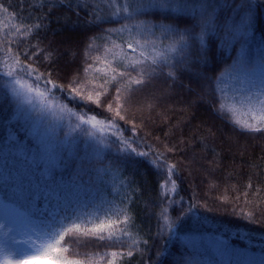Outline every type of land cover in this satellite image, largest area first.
Returning a JSON list of instances; mask_svg holds the SVG:
<instances>
[{
  "label": "trees",
  "instance_id": "1",
  "mask_svg": "<svg viewBox=\"0 0 264 264\" xmlns=\"http://www.w3.org/2000/svg\"><path fill=\"white\" fill-rule=\"evenodd\" d=\"M191 2L195 5L199 0ZM241 2L211 0L209 11L216 27L205 37L207 63L201 62L199 68L183 75L178 70L175 82L167 78L169 69L157 71L151 83L129 97L125 79L117 75L124 71L118 67L123 61L117 54L135 59L139 49L133 54L128 48V32L106 30L135 21L109 24L94 20V16H105L107 6L103 0H0V5L9 8L8 13L0 11V66L18 67L14 61L19 59L45 76L50 73L49 78L63 89H56L55 95L67 108L95 115L106 123L114 118L125 138L133 137L134 128L137 149L148 153L124 167L111 156L106 155L102 161L93 158L83 138L57 148L56 180L79 191L75 205L79 214L93 219L97 206L113 212L123 210L129 223L119 227L138 242L132 245L125 237L119 244L104 240L77 248L81 257L83 253L92 254L91 264H107L112 259L107 254L113 251L124 253L116 257L117 264H258L264 259V131L241 130L229 119L230 113L217 111V101L230 102L222 95L225 77L241 82L242 76L255 74L238 70L241 54L247 53L245 58L257 53L258 69L264 66V0H257L246 40H234L227 31L244 15L237 7ZM140 19L159 23L154 17ZM193 23L192 16L177 21L181 29L191 28ZM136 39L143 42L145 37ZM147 39L164 51L175 37L165 39L157 32ZM113 42L119 47L113 48ZM37 49L39 53L33 55ZM196 73L206 79L197 80ZM113 75L119 83L111 82ZM4 79L0 76V82ZM121 85L124 120L107 107L109 103L113 109L117 107L115 89ZM73 88L80 93L75 99L69 95ZM162 90L174 92L173 98L184 106L182 111L172 118L150 122L133 110L142 97ZM97 92L101 93L99 105L87 101L89 94L97 99ZM154 106L149 103L148 112ZM57 132L63 137V132ZM39 145L31 121L20 116L10 90L0 87V198L5 204L11 203L7 197L12 196L21 180L27 183L33 170L42 173L51 166L44 161L36 168L41 162L37 159L34 163L33 156ZM112 152H116V146ZM165 161L176 165L171 175L176 181L175 191L165 183L169 179L167 167L158 168ZM105 168L109 169L107 173ZM162 211L175 227L163 225ZM129 251L133 255L128 256ZM57 254L59 259L71 258L59 250Z\"/></svg>",
  "mask_w": 264,
  "mask_h": 264
},
{
  "label": "snow or ice",
  "instance_id": "2",
  "mask_svg": "<svg viewBox=\"0 0 264 264\" xmlns=\"http://www.w3.org/2000/svg\"><path fill=\"white\" fill-rule=\"evenodd\" d=\"M103 3L107 6L105 16H94V20L109 24L135 21L131 25L123 23L118 29L106 30L128 32L131 37V42H127L128 48L133 54H136L139 49L135 59L117 54L123 61L118 67L124 68V71L118 72L117 75L125 79L129 97L137 89L142 90L151 83L157 71L163 73L165 68L169 69L167 78L175 82L178 79V70L183 75L186 71L199 68L201 62L207 63L205 37L216 27V21L212 12L209 11L213 7L211 0H199V3L195 5L191 0H103ZM256 6H258L257 0H242L237 5L244 15L241 16L238 24L234 23L233 27L227 29L232 39H247L252 26L251 14ZM77 7L80 5L78 4ZM0 11L8 13L9 8L0 5ZM183 16L193 17L194 23L191 28L181 29L178 26L177 21ZM141 17H154L159 23L140 19ZM164 21H171V23H164ZM36 27L39 28L40 25ZM197 28L199 31H196ZM157 32L165 39L175 37L170 44L164 46V51L157 49L155 42L147 39V37L155 36ZM137 36L145 37V39L142 42L136 39ZM197 43L199 47H194ZM112 46L119 47L115 42ZM39 51L37 49L33 55H37ZM99 59L98 56L97 60ZM14 62L18 67H12L11 70L5 71L8 65L0 66V76L7 78L0 82V87L10 90L15 98L18 113L32 122L33 131L39 137L40 145L37 154L33 156V162L39 159L41 163H37L36 168L39 169L44 161L49 162L51 166L46 167L42 173L33 170L27 183L21 180L12 196L7 197L11 200L10 204H5L4 199L0 198V217H3L0 220L3 221L0 223V264H42L53 250L67 253L71 257L57 260L56 264H85L86 261L91 264L92 254L83 253L81 257L77 248L87 247L90 243L104 240L119 244L125 237L131 240L132 245L137 244L138 242L127 230L119 227L121 224L129 223L126 212L123 210L113 212L111 209L106 210L97 206V214L93 219L79 214L75 208L79 200V191L58 182L54 171V162L58 158L57 148L73 144L81 138L91 151L92 157L99 161L107 155L111 156L116 164L127 167L135 162V157H147V152L137 150V140L133 138L135 129L132 130L133 137L125 138L123 130L114 118L105 124L95 115L67 108L55 95L56 89L63 91L62 86L49 78L50 73L45 76L31 65L21 64L19 59H15ZM238 63V70L244 71L248 61L244 59ZM98 71L103 70L98 69ZM112 71L116 72V68H112ZM132 72H135L136 76H132ZM117 75L111 77V82L119 83ZM195 75L197 80L206 79L199 73ZM251 83L258 89V95L254 101L251 97H246L247 111L238 114L237 109H226L220 101H217L219 104L217 111L231 113L229 119L241 130L262 132L264 131V67L261 68L259 78ZM123 87L124 85H121L115 89L114 100L118 102L117 107L113 109L111 103L107 106L108 110L114 111L115 116L120 120L125 119V116L121 114L124 106L121 96ZM69 95L75 99L80 93L73 88ZM96 96L97 99L94 100L89 94L87 101L99 105L98 98L101 93L97 92ZM81 99L84 97L81 96ZM57 129L63 132V137L58 134ZM134 144H137V147H133ZM113 146H116L115 153L112 152ZM157 159L161 157L158 155ZM165 166L169 175L165 183L171 185V191H175L176 181L171 179V175L175 172L176 165L167 164L165 161L158 168ZM99 171L97 169L98 173ZM103 171L107 173L109 169L105 168ZM0 179H3L2 171H0ZM121 213H123L122 218ZM161 215L166 227L169 229L175 227L174 223L169 222L165 212L162 211ZM7 226H10L9 231L4 232L3 229ZM113 229H117L119 234ZM21 234L27 235L28 239H18ZM96 255L103 259L99 253ZM107 255L112 257L107 264H117L116 257L118 255L122 257L124 253L113 251ZM127 255L131 256L133 253L129 251ZM258 264H264V259L261 258Z\"/></svg>",
  "mask_w": 264,
  "mask_h": 264
},
{
  "label": "rangeland",
  "instance_id": "3",
  "mask_svg": "<svg viewBox=\"0 0 264 264\" xmlns=\"http://www.w3.org/2000/svg\"><path fill=\"white\" fill-rule=\"evenodd\" d=\"M255 52H256V48H255ZM244 55L241 54L242 56L241 60L246 59L248 63H246L245 70L243 72L247 73L249 71H252L255 74L248 73L249 76H246V77L242 76L243 80L241 79V82H236V81L232 82V78L230 76H227L223 79L224 84L222 85L223 86L222 95L224 96V98H228V100L230 101L229 105H227V103L224 102L225 108L226 109L235 108L237 109L238 114H241L247 111L248 101L246 97H251L252 100L254 101L256 96L258 95V89L253 87V84L251 83V81L257 80L259 78V74L261 71V69H258L259 57L257 53H256V56L249 55V56H246L245 58H244ZM237 65L239 67V64ZM7 70H11V69L9 67H6L5 71ZM236 79L238 80V78ZM172 94H174V92L170 90H167V91L162 90L157 95L147 94V96L142 97L141 99L142 101L140 100L138 104H135L133 110L136 112L139 111L140 113H142L143 118L149 120L150 122H154V121L160 122L164 118H172L173 114L176 115L178 112L182 111V108H184V106L180 105V103H177L175 98H173ZM151 102L155 104L154 106L155 108L151 110L150 112H148L146 107ZM241 118H244V117L241 116ZM65 131H67V128H65ZM133 147H135V145H133ZM137 150L141 151L139 149ZM165 176L168 177L167 175ZM170 195H172V192L170 193ZM2 219L3 217H0V220ZM0 223H3V221H0ZM163 225H165V222ZM9 227L10 226L5 227L3 231L4 232L9 231ZM18 239L26 240L28 239V236L21 234L18 236ZM57 260H60L57 254V250H53L42 261V264H56ZM243 260L244 262H246V259H243Z\"/></svg>",
  "mask_w": 264,
  "mask_h": 264
}]
</instances>
